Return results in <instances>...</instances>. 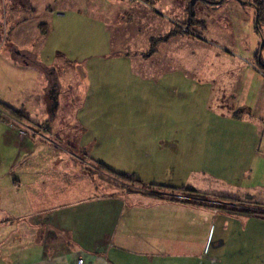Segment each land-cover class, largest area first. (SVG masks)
<instances>
[{
	"label": "rangeland",
	"instance_id": "1",
	"mask_svg": "<svg viewBox=\"0 0 264 264\" xmlns=\"http://www.w3.org/2000/svg\"><path fill=\"white\" fill-rule=\"evenodd\" d=\"M189 5L190 0H0V59L11 49L28 50V61L55 67L60 82L58 115L44 122L41 99L47 108L54 102L43 96L37 73L0 71V84L8 85H0V101L21 110L13 116L0 104V114L14 119L0 131V161L21 160L24 135L51 125L55 141H77L72 161L79 197L128 198L136 188L154 195L173 191L150 183L184 188L180 198L205 206L183 209L188 217L182 220L177 209L159 210L165 216L155 236L198 244L191 247L221 258L217 264H264V215L245 212H264V21L251 23L249 5L231 10L219 1L197 0L194 18L202 24L194 23ZM173 31L199 40H171ZM253 45L259 47L255 58L242 52ZM82 144L93 151L79 150ZM40 152L58 158L57 149ZM40 152L37 159L44 160ZM97 160L144 185L111 175L108 189L98 170L108 174ZM4 195L3 205L16 201L19 192L9 188ZM88 205L78 207L106 206ZM4 211L0 220L16 216L6 206ZM10 226L0 225V264L17 263L6 261L12 259L6 247ZM191 247L184 253L194 254Z\"/></svg>",
	"mask_w": 264,
	"mask_h": 264
},
{
	"label": "crops",
	"instance_id": "2",
	"mask_svg": "<svg viewBox=\"0 0 264 264\" xmlns=\"http://www.w3.org/2000/svg\"><path fill=\"white\" fill-rule=\"evenodd\" d=\"M194 1L197 2V0ZM207 1L213 3L219 1V4L228 6L231 10H242L249 5L253 8L251 23L257 19L253 2L259 1L264 5V0ZM46 14L52 19L55 15L54 12H46ZM199 23L202 24V21ZM175 33L172 35H177ZM172 35L169 36V39L177 38L189 44V38L199 40L187 33H181L177 35L178 37ZM245 49L242 52L249 53L254 58L259 54V47L254 45ZM29 55L31 54L28 50L11 49V51H6L0 59V68L2 67L0 71L15 69L23 74L37 73L35 75L41 80L43 96H49L47 99L52 102L54 100L59 101L60 82L56 68L50 64H32L28 61ZM88 72L93 74L94 67L88 69ZM55 83L58 87L57 93L54 94L53 84ZM89 84L91 85L89 96L93 97L95 91L92 87L96 85L95 80L89 81ZM0 85L2 90L8 89L7 84L5 87ZM7 102L8 100L0 101V104L7 105L5 104ZM45 102V99L42 98V119L44 122L51 123L56 119L58 113L54 112L55 108L53 107L47 108ZM13 121L14 119L7 113H1L0 131L3 132L6 126ZM44 130L38 127V129H32L31 134L33 136L24 135L22 140L24 155L21 160L16 163H9L10 165H7L4 160L0 161V202L2 199L4 200L5 191L9 188L19 192L17 198L13 195V199L16 201L11 200L5 205L0 204V217L8 213L4 211L5 206L13 209V214H16L12 219L0 220V225L3 222L6 226L11 225L9 233L6 235V247L7 251L11 250L12 259L7 258V262L12 263L14 258H17L16 264H70L74 262L77 256L81 255L85 257L88 264L222 263L221 258L216 256L200 255L198 250H194L198 248V244L193 246L190 242L178 241L179 237L174 239L171 235L158 237L153 234L158 230L155 226L161 223L160 219H164L165 213H160L164 209H175V211L177 209L178 216L181 218L179 220H182L183 216L188 217L182 213L183 209L193 205L194 212H198V208L205 206L199 203L186 202L180 198L177 193H180L179 191L184 188H173L167 183H150L164 186L165 189L162 188L164 190L173 189V191L159 192L154 195L136 190L128 193V198L106 195L79 197L76 183L78 169L76 162L72 161L73 153H75L72 146L74 149L78 148L76 139L72 145L71 143L62 145L60 141H55V130L51 128V125H46ZM43 131L50 135H43ZM51 135L53 137H50ZM41 149H57L58 158H52L51 154L42 156ZM93 149L92 146L87 150V146L83 144L79 148L84 153L86 151L91 153ZM38 152L42 157H45L44 160L37 159ZM62 155L63 159H60ZM91 158L95 163L96 159ZM97 159L99 158L97 157ZM97 161L104 165V162ZM12 168L18 169L17 172L8 179L4 178L10 174L9 170ZM98 173L102 176V183L106 182L109 189V176L99 170ZM111 200L126 203L128 208L121 210V208H117L116 203L112 207ZM90 202L96 204L105 202V205L106 202H109V205L107 204L105 208L103 206L100 209H93V206L90 208L78 207L81 204L87 206ZM18 207L21 208L19 217L17 216ZM148 215H150L149 219L147 218ZM199 230L200 227L196 226L195 232H199ZM204 246L205 241L201 244V251ZM190 247L194 250V254L184 253V250ZM158 253H166V255L159 254L161 256H158Z\"/></svg>",
	"mask_w": 264,
	"mask_h": 264
},
{
	"label": "trees",
	"instance_id": "3",
	"mask_svg": "<svg viewBox=\"0 0 264 264\" xmlns=\"http://www.w3.org/2000/svg\"><path fill=\"white\" fill-rule=\"evenodd\" d=\"M245 2V1H244ZM248 2H250V1H248ZM251 2H253V1H251ZM194 4H195V1L194 0H192L191 2H190V5H189V7H188V12H189V16H190V22L192 21V22H194V23H199V21H197V20H195V18H194ZM253 5H254V7H255V9H256V12H257V25H258V22L260 21V20H263V17H264V5H263V3L262 2H259V1H255V2H253ZM184 26V25H183ZM257 28H258V26H257ZM174 33L176 32V31H173ZM173 32H171V34L170 35H172L173 34ZM168 37V36H167ZM167 37H165L164 39H166ZM261 66H263L264 67V65H261ZM4 109L5 110H7V111H9L11 114L13 113V114H18V113H20L21 112V110H18V109H14V108H11V107H8V106H5L4 105ZM12 114V115H13ZM14 116V115H13ZM100 165V167H102L103 168V170L105 171V172H107V174H108V176H113L114 178H117V179H119V180H121V181H124V182H131V183H134V184H136V186H137V183L139 184V185H144V183L140 180V179H136V178H134V176H132L131 174H127V173H123V174H121V173H115L114 171H112V170H110L108 167H106V166H104V165H102V164H99ZM150 185H152V184H150ZM150 185L148 186V187H150ZM164 187V186H163ZM187 188V187H186ZM134 190H137V188L136 189H134ZM189 190V189H188ZM192 192H195L194 191V189H190ZM129 191H132V190H129ZM196 193V192H195ZM228 209V208H227ZM228 210H230V211H233V210H235V209H228ZM245 212H247V213H253V214H257V215H264V212H256V211H253V212H251V211H245Z\"/></svg>",
	"mask_w": 264,
	"mask_h": 264
},
{
	"label": "built area",
	"instance_id": "4",
	"mask_svg": "<svg viewBox=\"0 0 264 264\" xmlns=\"http://www.w3.org/2000/svg\"><path fill=\"white\" fill-rule=\"evenodd\" d=\"M70 264H88L85 257L84 256H77L76 259L74 260V262L70 263Z\"/></svg>",
	"mask_w": 264,
	"mask_h": 264
},
{
	"label": "flooded vegetation",
	"instance_id": "5",
	"mask_svg": "<svg viewBox=\"0 0 264 264\" xmlns=\"http://www.w3.org/2000/svg\"><path fill=\"white\" fill-rule=\"evenodd\" d=\"M256 21H257V19H256ZM57 87H58V85L55 83V84H53V88H54V94L55 93H57ZM58 106V102L56 101V100H54V106H53V108L54 107H57Z\"/></svg>",
	"mask_w": 264,
	"mask_h": 264
},
{
	"label": "water",
	"instance_id": "6",
	"mask_svg": "<svg viewBox=\"0 0 264 264\" xmlns=\"http://www.w3.org/2000/svg\"><path fill=\"white\" fill-rule=\"evenodd\" d=\"M239 1L243 2L242 0H239Z\"/></svg>",
	"mask_w": 264,
	"mask_h": 264
}]
</instances>
